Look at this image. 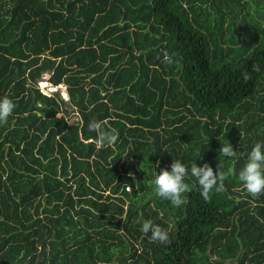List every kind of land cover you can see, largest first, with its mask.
I'll return each instance as SVG.
<instances>
[{
    "label": "trees",
    "instance_id": "obj_1",
    "mask_svg": "<svg viewBox=\"0 0 264 264\" xmlns=\"http://www.w3.org/2000/svg\"><path fill=\"white\" fill-rule=\"evenodd\" d=\"M5 96L0 264H264V193L239 180L264 144V0H0ZM92 121L117 142L97 149ZM177 159L236 174L207 201L186 177L176 207L154 180Z\"/></svg>",
    "mask_w": 264,
    "mask_h": 264
},
{
    "label": "clouds",
    "instance_id": "obj_2",
    "mask_svg": "<svg viewBox=\"0 0 264 264\" xmlns=\"http://www.w3.org/2000/svg\"><path fill=\"white\" fill-rule=\"evenodd\" d=\"M164 60L167 63L172 62L168 53L164 54ZM252 71L259 72L260 66L253 63ZM242 78L246 82L251 79V75L248 72H244ZM15 107V103L7 96L0 98V124L8 122V118L13 114ZM59 118L60 117L57 116V119ZM105 124L106 122L100 121H92L88 124L89 131H95L97 133L95 139L97 149L113 146L119 137V133L115 129L107 130ZM262 149H264V144L260 142L256 143L251 149L245 165L239 171V180L242 182L243 188L253 198L264 193V150ZM219 151L220 154L225 157L237 156V151L234 150L230 143L228 145H223ZM158 165L159 161H157V166ZM170 168V171L168 168H164L157 173L154 185L156 194L161 198L171 201L176 207L187 203L183 194L189 192L192 186L185 181L186 177L189 179L194 177L197 180L202 189L201 195L207 201L211 198L213 189H215L216 192L225 191V179L230 175L234 176L236 174L233 169H229L227 173L222 171V164L220 161L215 171L207 162H205L203 166L193 164L190 169V176L188 168L179 159L173 160ZM121 219L123 218L121 217ZM141 231L145 235L151 232L150 240L152 242H160L162 244L170 242L167 231L153 224L150 220L143 223Z\"/></svg>",
    "mask_w": 264,
    "mask_h": 264
},
{
    "label": "built area",
    "instance_id": "obj_3",
    "mask_svg": "<svg viewBox=\"0 0 264 264\" xmlns=\"http://www.w3.org/2000/svg\"><path fill=\"white\" fill-rule=\"evenodd\" d=\"M49 72L43 71L40 73V76L37 78V86L39 90L48 96L59 94L63 100H68L67 87L64 81L60 80L58 82L48 81L47 78ZM49 79V78H48Z\"/></svg>",
    "mask_w": 264,
    "mask_h": 264
},
{
    "label": "rangeland",
    "instance_id": "obj_4",
    "mask_svg": "<svg viewBox=\"0 0 264 264\" xmlns=\"http://www.w3.org/2000/svg\"><path fill=\"white\" fill-rule=\"evenodd\" d=\"M47 80L50 81L48 78H47ZM56 95L58 96L59 94L56 93ZM53 96H54V95H53ZM59 97H60V96H59ZM62 99H63V98H62ZM71 118H73V117H71Z\"/></svg>",
    "mask_w": 264,
    "mask_h": 264
}]
</instances>
